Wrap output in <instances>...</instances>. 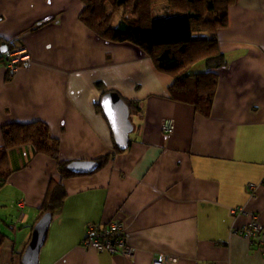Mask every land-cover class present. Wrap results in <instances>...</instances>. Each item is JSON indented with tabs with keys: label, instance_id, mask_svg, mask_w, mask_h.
<instances>
[{
	"label": "crops",
	"instance_id": "1",
	"mask_svg": "<svg viewBox=\"0 0 264 264\" xmlns=\"http://www.w3.org/2000/svg\"><path fill=\"white\" fill-rule=\"evenodd\" d=\"M84 8L82 0H0V39L23 43L31 56L12 76L0 62V146L3 125L41 120L64 160L112 154L93 173L62 178L33 145L8 150L0 264H23L52 179L67 195L39 264H264V252L232 231L253 216L264 228V0H236L217 31L227 63L209 117L172 98L174 78L140 47L99 37L81 20ZM153 11L174 12L166 2ZM107 91L140 105L123 151L97 107ZM165 118L172 134L161 128ZM237 207L246 212L233 217ZM112 220L125 223L131 256L82 244L87 224Z\"/></svg>",
	"mask_w": 264,
	"mask_h": 264
},
{
	"label": "trees",
	"instance_id": "2",
	"mask_svg": "<svg viewBox=\"0 0 264 264\" xmlns=\"http://www.w3.org/2000/svg\"><path fill=\"white\" fill-rule=\"evenodd\" d=\"M85 8L81 20L99 37L110 42H128L140 47L150 56L158 70L172 75L174 82L169 88L172 98L193 104L201 114L210 116L217 93L219 69L227 63L226 55L220 50L217 31L227 27L229 6L236 0H82ZM166 2L173 13L156 15L153 11L158 3ZM121 17L115 22V16ZM5 42L0 39V46ZM10 47L17 44L8 41ZM2 55L0 54V62ZM131 113L139 110L137 102L125 99ZM98 110L104 114L100 102ZM5 143L0 146V189L11 174L8 150L24 144L33 145L35 151L51 156L57 161L62 178L93 173L102 168L111 158L106 154L95 158V168L75 171L74 160L60 156V139L50 133L48 123L34 120L27 123L3 125ZM115 140V139H114ZM116 151H123L117 143ZM48 193L40 210L58 212L67 192L61 182L52 179ZM5 234L0 230V249Z\"/></svg>",
	"mask_w": 264,
	"mask_h": 264
},
{
	"label": "built area",
	"instance_id": "3",
	"mask_svg": "<svg viewBox=\"0 0 264 264\" xmlns=\"http://www.w3.org/2000/svg\"><path fill=\"white\" fill-rule=\"evenodd\" d=\"M2 61L8 69L10 76L14 75L20 70L24 64L31 62V56L26 46L23 43H18L8 47V50L1 52ZM163 131L167 134H172L175 130L174 121L170 118L163 119ZM258 184L250 182L248 184V191L254 195L257 190ZM233 217L240 213H245L244 207L231 208L230 210ZM248 224L238 229L233 228L232 231L240 233L252 247H259L264 252V228L256 216ZM85 239L83 245L85 247L91 246L97 251H106L113 254H124L131 256L133 248L128 243V235L126 234V225L121 220H112L108 225L102 224H87ZM166 259L161 257L154 260L153 264H165Z\"/></svg>",
	"mask_w": 264,
	"mask_h": 264
},
{
	"label": "water",
	"instance_id": "4",
	"mask_svg": "<svg viewBox=\"0 0 264 264\" xmlns=\"http://www.w3.org/2000/svg\"><path fill=\"white\" fill-rule=\"evenodd\" d=\"M7 41L0 46V51L8 50ZM104 114L109 120L111 130H113L115 142L122 148L126 149L130 143V134L133 132V122L130 118L131 108L126 103L124 97L117 91H107L103 93L100 101ZM96 162L93 161H73L71 167L75 171H89L95 168ZM52 212H46L35 224L32 232L31 241L29 242L26 252L22 257L23 264H39L41 247L46 241L50 228V222L53 219Z\"/></svg>",
	"mask_w": 264,
	"mask_h": 264
},
{
	"label": "rangeland",
	"instance_id": "5",
	"mask_svg": "<svg viewBox=\"0 0 264 264\" xmlns=\"http://www.w3.org/2000/svg\"><path fill=\"white\" fill-rule=\"evenodd\" d=\"M156 13H157V12H156ZM120 17H121V14L116 15V16H115V19H114L115 22L118 21V20L120 19Z\"/></svg>",
	"mask_w": 264,
	"mask_h": 264
}]
</instances>
